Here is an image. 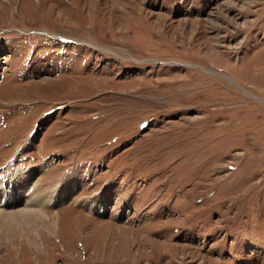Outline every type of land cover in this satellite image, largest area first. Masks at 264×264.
Listing matches in <instances>:
<instances>
[{"label": "rangeland", "instance_id": "obj_1", "mask_svg": "<svg viewBox=\"0 0 264 264\" xmlns=\"http://www.w3.org/2000/svg\"><path fill=\"white\" fill-rule=\"evenodd\" d=\"M36 204L0 264H264V0H0V215Z\"/></svg>", "mask_w": 264, "mask_h": 264}, {"label": "bare ground", "instance_id": "obj_2", "mask_svg": "<svg viewBox=\"0 0 264 264\" xmlns=\"http://www.w3.org/2000/svg\"><path fill=\"white\" fill-rule=\"evenodd\" d=\"M196 86V85H195ZM214 90V89H213ZM36 185H34V187H35ZM32 192H31V195H30V199H31V197H32V195H33V198H37L38 197V193L37 192H35V189L33 190V188H32V190H31ZM66 191V190H65ZM68 191V190H67ZM61 194V193H60ZM61 198H63V194L61 195V197L59 198V199H61ZM40 199V198H39ZM37 202H38V199H37ZM30 203V201L28 200L27 202H26V204H29ZM35 206H37V204L35 205ZM38 207V206H37ZM42 207V206H41ZM41 208H36V207H26V208H21L20 209V211H17V210H15V211H13V212H8L6 215H3V216H1L0 215V217H2L4 220H9V219H7V218H10V219H14V217L15 216H19V217H21V215L20 214H22V213H24L25 215H26V217L25 218H27V219H29L28 221H32V220H36L38 217H36V216H41V218L40 219H42L43 217L46 219V218H48V216L45 214L46 212H44L43 210H40ZM1 211V210H0ZM1 213V212H0ZM18 216L16 217V220H21V219H18ZM15 220V219H14ZM5 221V222H6ZM34 222V221H33Z\"/></svg>", "mask_w": 264, "mask_h": 264}]
</instances>
